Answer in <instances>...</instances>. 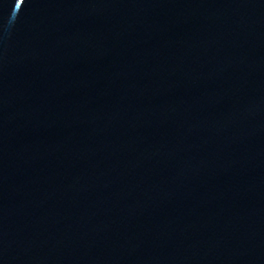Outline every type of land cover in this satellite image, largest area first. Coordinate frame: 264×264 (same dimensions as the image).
Masks as SVG:
<instances>
[{
  "label": "water",
  "instance_id": "1",
  "mask_svg": "<svg viewBox=\"0 0 264 264\" xmlns=\"http://www.w3.org/2000/svg\"><path fill=\"white\" fill-rule=\"evenodd\" d=\"M0 264H264V0H0Z\"/></svg>",
  "mask_w": 264,
  "mask_h": 264
}]
</instances>
